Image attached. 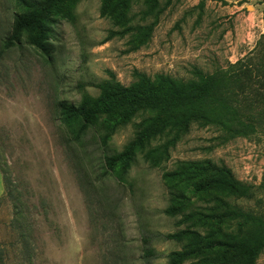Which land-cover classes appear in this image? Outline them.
I'll return each instance as SVG.
<instances>
[{
  "label": "rangeland",
  "instance_id": "1",
  "mask_svg": "<svg viewBox=\"0 0 264 264\" xmlns=\"http://www.w3.org/2000/svg\"><path fill=\"white\" fill-rule=\"evenodd\" d=\"M101 5L79 0L72 16L56 17L45 55L25 37L2 51L20 9L15 0H0V171L13 189L0 200V264H144V238L158 255L149 264H165L182 248L167 234L188 226L213 233L211 225L192 226L183 215L166 213L175 193L209 217L226 202L264 213L263 0H158L153 8L131 0L125 26L102 16ZM198 72L228 75L243 117L262 122L255 133L232 137L200 123L165 133L136 152L130 184H122L105 158L124 150L145 115L120 127L106 145L102 128L74 142L60 122V102L96 97L104 81L129 86L138 74L189 81ZM149 152L160 155L157 164ZM200 161L228 167L253 196L198 193L195 181L165 178ZM220 228L234 230L230 222ZM255 264H264V251Z\"/></svg>",
  "mask_w": 264,
  "mask_h": 264
},
{
  "label": "trees",
  "instance_id": "2",
  "mask_svg": "<svg viewBox=\"0 0 264 264\" xmlns=\"http://www.w3.org/2000/svg\"><path fill=\"white\" fill-rule=\"evenodd\" d=\"M15 1L20 13L16 16L11 37L2 45V51L21 45L25 37L28 45L49 55L54 19L72 16L79 0ZM145 2L153 8L158 0ZM130 4L131 0H102L100 12L118 25L125 26ZM227 76L224 72H198L195 79L183 81L164 74L154 78L138 74V80L129 86L114 79L107 80L99 85L100 94L96 97L86 96L78 105L60 102L59 119L74 142H81L90 128H102L104 134L101 140L106 145L120 127L130 123L136 115L144 114L136 137L122 152L105 158L106 166L117 180L130 184L127 175L136 152L165 133H184L195 123L217 127L232 137H246L256 132L262 122L255 117H243L240 101L228 86ZM158 156L154 152L146 154L154 165ZM165 178L170 182L195 181L198 193L219 191L247 199L253 196L251 186L239 181L228 167L206 161L186 162L175 171L166 173ZM3 181L5 191L0 200L13 196L9 178L4 173ZM166 213L183 215L184 222H190L192 226L211 225L213 233L188 226L177 233L167 234V240L182 243V248L171 252L165 264H184L191 259H197L199 264H255L264 251V213L244 210L226 202L221 212L209 217L190 208L183 193H175ZM229 222L234 230L222 233L220 225ZM143 243L144 264H149L158 255L148 247L147 238L143 239Z\"/></svg>",
  "mask_w": 264,
  "mask_h": 264
},
{
  "label": "crops",
  "instance_id": "3",
  "mask_svg": "<svg viewBox=\"0 0 264 264\" xmlns=\"http://www.w3.org/2000/svg\"><path fill=\"white\" fill-rule=\"evenodd\" d=\"M260 6H262V8H263V4ZM4 191H5V187H4L3 175L0 171V198L3 196Z\"/></svg>",
  "mask_w": 264,
  "mask_h": 264
}]
</instances>
